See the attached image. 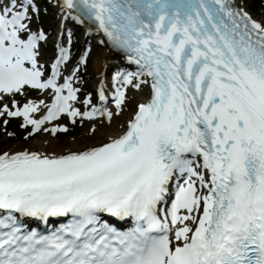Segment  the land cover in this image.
Returning <instances> with one entry per match:
<instances>
[{
  "label": "snow or ice",
  "instance_id": "obj_1",
  "mask_svg": "<svg viewBox=\"0 0 264 264\" xmlns=\"http://www.w3.org/2000/svg\"><path fill=\"white\" fill-rule=\"evenodd\" d=\"M46 4L0 0V264H264V0Z\"/></svg>",
  "mask_w": 264,
  "mask_h": 264
},
{
  "label": "rangeland",
  "instance_id": "obj_2",
  "mask_svg": "<svg viewBox=\"0 0 264 264\" xmlns=\"http://www.w3.org/2000/svg\"><path fill=\"white\" fill-rule=\"evenodd\" d=\"M251 6V5H250ZM252 7V6H251ZM257 12V14L259 15L260 14V11H256ZM94 72H95V68H94V65H93V61H90V63H89V73L91 74V76H92V74H94ZM89 89V88H88ZM81 131H83L82 129H80L79 130V132H81ZM8 144H11V145H13L12 143H10V142H8L6 145H8Z\"/></svg>",
  "mask_w": 264,
  "mask_h": 264
},
{
  "label": "bare ground",
  "instance_id": "obj_3",
  "mask_svg": "<svg viewBox=\"0 0 264 264\" xmlns=\"http://www.w3.org/2000/svg\"><path fill=\"white\" fill-rule=\"evenodd\" d=\"M98 51H99L98 48L93 51V56H92V60H91V61H93V65L95 67V73H96V68L98 66L97 65V60H96V54H97Z\"/></svg>",
  "mask_w": 264,
  "mask_h": 264
}]
</instances>
